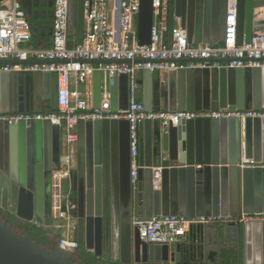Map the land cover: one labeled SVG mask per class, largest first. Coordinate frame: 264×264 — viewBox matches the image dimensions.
<instances>
[{
	"label": "water",
	"instance_id": "1",
	"mask_svg": "<svg viewBox=\"0 0 264 264\" xmlns=\"http://www.w3.org/2000/svg\"><path fill=\"white\" fill-rule=\"evenodd\" d=\"M18 2L25 11L32 36L44 33L31 22L38 15L32 7L42 2L51 7L53 0ZM193 5L198 8L199 26L189 15ZM117 8L119 32L120 0ZM183 11L187 12L186 18ZM172 12L186 31L188 43H197L198 38L203 44H223L231 15L237 46L249 44L255 33H264V0H172ZM152 21V0H140L139 46L150 44ZM69 32L74 42L69 41L67 49L82 45L84 0H69ZM48 36H52V27ZM142 75L139 84L145 112L264 111V67L179 69L169 71L164 82L148 70ZM101 85V73L95 71L94 108L100 107ZM110 95L113 113L127 109L126 75L112 78ZM45 102L50 112H58L56 73H0V114L45 113ZM76 131L77 161L71 185L74 192L78 190L77 199L87 200L85 207L78 208L77 242L96 259H106L107 247L116 254L110 260L120 264H212L219 250L208 244L211 236L229 247L241 246V264H264V220L238 226H192L187 241L170 245L147 244L140 239L138 228L132 226L134 218L153 216L193 219L238 217L241 213L264 215V168L240 167L243 160L264 162V120L195 119L177 127L169 126L165 131L159 120L139 122L135 184L131 183L126 120H81ZM60 141V127L49 121L0 122L1 211L52 231V206L50 203L44 207L41 184L51 181L60 169ZM153 169H160L159 180H154ZM212 253L216 255L213 260ZM74 257L75 252L59 247L54 252L40 247L0 219V264H80Z\"/></svg>",
	"mask_w": 264,
	"mask_h": 264
},
{
	"label": "built area",
	"instance_id": "2",
	"mask_svg": "<svg viewBox=\"0 0 264 264\" xmlns=\"http://www.w3.org/2000/svg\"><path fill=\"white\" fill-rule=\"evenodd\" d=\"M140 0H120L119 32L116 30L117 0H84V35L82 45L67 49L73 41L69 32V0H53L51 45L39 49L29 46L32 34L30 24L18 0L0 2V62L16 60L38 61L32 65L0 64V73L31 72L56 73L58 76V112L0 114V122L18 124L49 121L60 127L62 159L59 171L53 174L52 232L59 236L61 250L75 252L82 247L77 242L76 218L65 186L76 168L77 124L79 121L126 120L129 124L131 183L135 184V156L137 126L144 120H159L162 130L177 127L181 122L195 119H245L264 120V111L215 112H145L142 104L139 76L144 70L165 75L179 69H245L264 67V33H255L249 44L236 45L232 15L227 24L223 44L188 43L187 33L181 29L180 20L172 15L169 27V0H152V27L150 44L138 45L137 16ZM118 34V37H117ZM203 60L204 62H177L178 60ZM118 61L115 64L89 65L83 61ZM57 61L58 63H54ZM95 71L101 73L100 107L94 108L91 91H81L78 86L91 87ZM127 77V109L113 113L110 110V82L112 78ZM159 77V76H158ZM162 82V80L160 78ZM240 167H262L264 162L241 161ZM154 180L160 179V169H153ZM251 220H264V215L241 213L238 217L200 216L185 219L174 216L134 218L132 226L139 230L140 239L153 245H170L187 241L192 226H238Z\"/></svg>",
	"mask_w": 264,
	"mask_h": 264
},
{
	"label": "trees",
	"instance_id": "3",
	"mask_svg": "<svg viewBox=\"0 0 264 264\" xmlns=\"http://www.w3.org/2000/svg\"><path fill=\"white\" fill-rule=\"evenodd\" d=\"M172 8H169V27H173ZM28 20V19H27ZM29 22V21H28ZM33 39V37H32ZM46 46L45 48H49ZM45 112H50L49 107L45 108ZM0 219L10 225L15 231L27 235L29 240L47 249L50 252L56 251L59 244V236L52 231L40 228L34 224L26 223L16 219L14 216L0 210ZM216 255H211V260ZM74 261L80 264H120L118 261H111L110 259L98 260L91 253L87 252L83 247H79L75 251ZM238 248H223L217 254V260L212 264H240L239 263Z\"/></svg>",
	"mask_w": 264,
	"mask_h": 264
},
{
	"label": "crops",
	"instance_id": "4",
	"mask_svg": "<svg viewBox=\"0 0 264 264\" xmlns=\"http://www.w3.org/2000/svg\"><path fill=\"white\" fill-rule=\"evenodd\" d=\"M32 10L38 12V15L35 18H32L31 22L35 23L38 29L43 30L44 33L42 34L40 33L36 36H32L33 39H31V42L28 45L34 48L44 49L46 46L51 45V36H48V29L52 27L53 6L51 7L46 6L45 2L36 3L35 5H33ZM196 42L197 43L200 42L198 38H196ZM154 75H157V74H154ZM157 76H159L162 80H165V77H166L165 75H162V74L157 75ZM139 78L140 80L143 79L142 73L140 74ZM78 88L81 91H91L92 93V84H91V87L81 85V86H78ZM46 107H49L48 102L44 103V108ZM217 226L223 227L220 225H217ZM207 242L210 246L214 248H218L219 250L218 253L223 248H236V247H229L226 245V243L220 242L219 239H215L211 236L207 239ZM212 255H215V254L212 253Z\"/></svg>",
	"mask_w": 264,
	"mask_h": 264
},
{
	"label": "flooded vegetation",
	"instance_id": "5",
	"mask_svg": "<svg viewBox=\"0 0 264 264\" xmlns=\"http://www.w3.org/2000/svg\"><path fill=\"white\" fill-rule=\"evenodd\" d=\"M169 4L172 8V0H169ZM186 11H183L182 14L183 16L186 18L187 15H186ZM197 14H198V8L196 5H193L191 7V10L189 12V15H190V18L191 20H194V22L196 23L197 26H199V19L197 17ZM59 156H60V163H61V159H62V145H61V141H60V150H59ZM71 179H72V176L70 175L69 179L67 181H65V186L67 187L68 189V193H69V200H70V203L71 205L73 206V214L76 218V237H77V213H78V208L80 207V205L82 207H85V204L87 202V200L83 199V197L79 199H77V191L74 192L73 191V187L71 185ZM70 184V185H69ZM77 189H78V186H77ZM41 191H42V195H43V205L44 207H47L48 204L51 203V206L53 205V194H54V189H53V177H52V180H44L41 184ZM77 199L76 200H73V199ZM75 201H76V205H75ZM102 206V204H101ZM103 207V206H102ZM102 217H104V211L102 209ZM242 250V247L239 246L238 247V253H239V259H240V255H241V251ZM104 256L106 259H113L116 257V254L113 252H110V250L106 247L105 250H104ZM239 263L241 264V259L239 261Z\"/></svg>",
	"mask_w": 264,
	"mask_h": 264
}]
</instances>
